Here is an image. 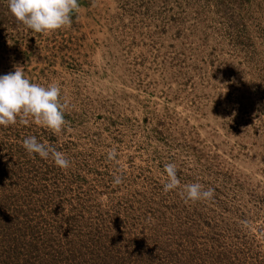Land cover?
Wrapping results in <instances>:
<instances>
[{"label":"rangeland","instance_id":"rangeland-1","mask_svg":"<svg viewBox=\"0 0 264 264\" xmlns=\"http://www.w3.org/2000/svg\"><path fill=\"white\" fill-rule=\"evenodd\" d=\"M78 4L45 35L0 0V76L57 84L66 121L0 126V264H264V0Z\"/></svg>","mask_w":264,"mask_h":264},{"label":"clouds","instance_id":"clouds-1","mask_svg":"<svg viewBox=\"0 0 264 264\" xmlns=\"http://www.w3.org/2000/svg\"><path fill=\"white\" fill-rule=\"evenodd\" d=\"M9 10L17 21L35 33L50 34L65 26L71 25V13L79 8L78 0H8ZM60 88L52 83L42 86L30 82L25 77L24 67L14 66V71L0 76V126L7 127L17 122L34 123L55 132L61 131L66 124L64 106L59 102ZM22 146L32 156L38 154L42 159L51 158L61 169L69 167L64 153L41 143L35 136L23 140ZM109 159L114 158L115 151L110 150ZM166 182L163 191L168 192L180 187L177 169L174 163L164 166ZM116 183L120 180L117 178ZM200 183H189L183 186L182 195L185 202L211 198L214 190H203Z\"/></svg>","mask_w":264,"mask_h":264}]
</instances>
